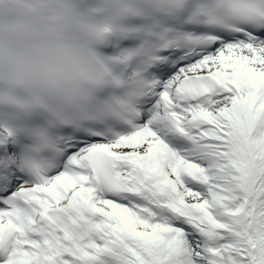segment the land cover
<instances>
[{
    "label": "snow or ice",
    "instance_id": "6c2138e0",
    "mask_svg": "<svg viewBox=\"0 0 264 264\" xmlns=\"http://www.w3.org/2000/svg\"><path fill=\"white\" fill-rule=\"evenodd\" d=\"M0 264H264V0H0Z\"/></svg>",
    "mask_w": 264,
    "mask_h": 264
}]
</instances>
